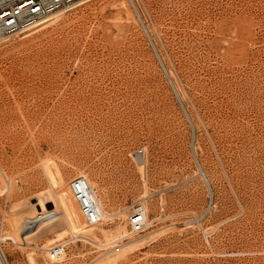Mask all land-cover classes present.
I'll list each match as a JSON object with an SVG mask.
<instances>
[{"label": "rangeland", "instance_id": "1", "mask_svg": "<svg viewBox=\"0 0 264 264\" xmlns=\"http://www.w3.org/2000/svg\"><path fill=\"white\" fill-rule=\"evenodd\" d=\"M123 1L91 0L0 44V160L15 183L0 194V233L12 203L50 190L84 222L98 216L88 225L103 240L147 195L153 221L131 237L144 241L112 264H264V0H136L157 49ZM77 181L112 217L91 194L77 204ZM67 234L61 264H111ZM0 243L8 264H29L30 248Z\"/></svg>", "mask_w": 264, "mask_h": 264}, {"label": "bare ground", "instance_id": "2", "mask_svg": "<svg viewBox=\"0 0 264 264\" xmlns=\"http://www.w3.org/2000/svg\"><path fill=\"white\" fill-rule=\"evenodd\" d=\"M89 1H91V0H80L76 4H74L73 6H71L69 8L60 9V10L54 12L52 15H50L45 21H43L39 25H37L36 27L24 32L22 34L23 37L31 36L33 33L38 32V31L46 28L47 26H49L53 23H56L59 19H61V17H63L64 14H66L70 10L76 8L77 6L87 4V2H89ZM128 1L132 5V7L137 11L136 13L138 14V20H140L141 22H144V24H145L146 21L144 20V18L141 16V14L139 12L138 3L136 2V0H128ZM114 2L116 3V1H114ZM120 4H121V6L126 7L128 3H126L125 1L122 0V2ZM117 8H118V6H117ZM127 10H129V9H127ZM127 20L128 21H134L136 19L129 16V13H128ZM145 27H146V30L148 32V36H149L150 40L153 42L154 47H156V49H157V46H156L155 42L153 41V38L149 32V28L147 27V24H145ZM158 55H159V59H161L160 61L164 63V60H163V58L159 52H158ZM167 71H168L169 75H172L171 74L172 71L169 72V69H167ZM173 86L175 88L174 90L176 92L178 100H179L180 104L184 107L183 108L184 112L187 115V117L189 118V121L191 122L193 129H194V124H193L194 122H193V120L190 116V112H189V110L185 104L186 100L184 98V94H183V92L179 91L178 86L174 82H173ZM192 152H193L192 154H194L195 159H196V163L198 166V173L203 177V179L205 178L208 181L207 174H206L204 168L202 167V165L200 164L199 159L197 158L195 146L192 147ZM136 158H137V156H136ZM48 161H49V159H48ZM48 161L44 164V165H46L45 167H46V173L49 176L48 178H50V181L54 185L57 183H60V180L62 178L60 176L61 173L52 169L51 166L52 165H53V167L55 166L53 164V162H51L52 159L49 162V163H52V165H50L48 163ZM140 163H141V161H140ZM3 166L4 165H2V162L0 160V194L8 193L10 195V193L12 191L13 184H15V183L12 182L13 180L8 178V175L6 173L7 171L4 170ZM57 170H58V168H57ZM62 180H61V183H62ZM87 182L89 183V181H87ZM207 184L209 187H211L209 185V181ZM88 191H89V194H91V196L95 197L94 198L95 199L94 205H95V207L100 208L99 210H101V213H100L101 217L102 216L103 217L104 216H106V217L111 216L112 217V214H109L108 212H106L103 209V206H102L103 202L100 199L96 198V192L97 191L95 190L93 185L92 186L88 185ZM51 192L52 191H50V190L48 192L47 191L41 192L37 196H33V197L29 196L30 198H28V199L25 198L24 200H26V201L22 200V201H16V202L12 203L10 206L9 213H8L9 214L8 215V229L6 232L3 229V231H1V233H0V240H8L9 242H11L12 244H14L15 246H17L19 248H24V247L30 248L27 251V253L25 252L26 258H27V261L29 264H58L57 262H60L59 264H61L62 260H64L68 256L67 253L65 252L58 260L55 261V260L50 258L49 248H50L51 243H53L54 241L61 240L64 236H66L67 232H70V234L72 235L71 237H73L72 239L79 238V239H82L85 241L87 240V241H90L91 243L95 244L98 247V249L105 250L103 253L101 252V254L98 255L99 256L98 258L101 260H105L106 263L116 262V261H119L121 258L123 259V256L125 254H127L126 252L129 249L134 250L133 247L136 248L135 246H137L136 244L138 242H140L142 240L144 241L145 235L147 233L145 235H142V237H138V238L137 237L136 238L135 237L134 238L128 237V239L129 238H131V239L122 243L121 244L122 247L120 246V248H122V253L116 254L115 253L116 251H114V249L112 248V244L117 239L122 238V237H127L129 234L128 228H126V225L124 223H118L117 228L114 229L115 230L114 232L113 231L109 232V231L102 229L103 230L102 234L104 235V239L101 240L97 235L99 227L96 225L94 226L92 224L93 220L91 223L92 226L88 225L87 221L84 222L82 220L81 215L82 214L86 215V213H85L86 210L82 209L84 207H82V208L75 207L73 205V203L71 202V200H69V197L64 194L65 192H63V193L59 192V194L58 193L54 194V192L53 193H51ZM144 193H146V192H144ZM210 193H211L210 194L211 197H213L212 196V194H213L212 190ZM97 195H98V193H97ZM146 198H147V195H144L138 201L146 205V202H147ZM210 207H208L207 210H210ZM79 211L80 212L83 211L84 213H82L80 215ZM123 212H125V207L119 213L121 214ZM38 215L42 216L40 218V220L38 222H36L30 229L24 230L25 220L29 219V218L33 219V218L37 217ZM100 215H99V217H100ZM127 215H126V217L129 218V216H127ZM113 216H114V214H113ZM121 216H123V215H121ZM146 216H147V225H146V227H147L151 223V220H152L149 217V212H148L147 207H146ZM95 217H98V216H94V219H95ZM87 219H88V217H87ZM153 231L149 232V233L152 234ZM3 232H5V233H3ZM204 233L206 235H208L210 232H206V230H205ZM51 234H53V236L51 238H49L48 235H51ZM68 234H67V236H68ZM44 236H46V237L48 236V237L43 242L42 246L36 245L35 242L38 239L43 238ZM69 241H70V239H69ZM146 241H147V239H146ZM139 244L140 243H138V245ZM16 249H18V248H16ZM6 255H5V252L3 250L2 245L0 243V264H8ZM98 258H96V259H98Z\"/></svg>", "mask_w": 264, "mask_h": 264}, {"label": "built area", "instance_id": "3", "mask_svg": "<svg viewBox=\"0 0 264 264\" xmlns=\"http://www.w3.org/2000/svg\"><path fill=\"white\" fill-rule=\"evenodd\" d=\"M80 0H0V44L8 38L23 34L45 21L50 15L60 9H66ZM145 34L148 36L144 22H141ZM194 133V132H193ZM206 183L208 181L204 178ZM71 192L79 206L88 201L87 191L82 181H77L71 186ZM88 220H93L94 213H88ZM42 216L38 215L33 219H26L24 230L30 229ZM87 222L89 223V221ZM128 236L117 239L112 248L119 251L122 241L143 232L147 225L146 206L141 202L133 205L128 218ZM4 227V220L1 222V231ZM207 237V236H206ZM69 240H61L49 248L50 258L58 260L67 249Z\"/></svg>", "mask_w": 264, "mask_h": 264}]
</instances>
